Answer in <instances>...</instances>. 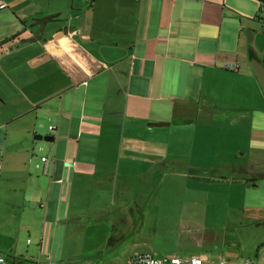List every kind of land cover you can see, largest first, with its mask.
Listing matches in <instances>:
<instances>
[{
  "label": "crops",
  "instance_id": "obj_1",
  "mask_svg": "<svg viewBox=\"0 0 264 264\" xmlns=\"http://www.w3.org/2000/svg\"><path fill=\"white\" fill-rule=\"evenodd\" d=\"M80 1L73 11L63 6L70 0L15 2L0 25L4 40L22 30L23 21L30 25L32 18L55 12L67 17L87 8L68 23L49 24L35 41L24 39L37 26L0 43V204L10 208L5 217L30 222L29 228L45 221L68 229L77 221L80 232L84 227L93 233L86 263L124 264L140 252L130 242L129 224L134 217L144 220L141 205L134 203L137 215L124 205L72 206L86 199L93 206V199L100 202L113 191H123V204L129 196L124 191L168 184L191 192L196 216L224 223L227 233L235 229L234 239L223 236L228 244L260 252L264 85L249 49L252 36L264 63L260 1ZM73 23L70 32L65 27ZM181 227L188 239L207 242L196 221ZM39 230L43 235L46 227ZM244 231L254 232L255 241L242 238ZM6 249L10 261L23 263L21 252Z\"/></svg>",
  "mask_w": 264,
  "mask_h": 264
},
{
  "label": "rangeland",
  "instance_id": "obj_2",
  "mask_svg": "<svg viewBox=\"0 0 264 264\" xmlns=\"http://www.w3.org/2000/svg\"><path fill=\"white\" fill-rule=\"evenodd\" d=\"M5 1L8 7L0 10V25L8 20L6 13L7 11H11L16 3L26 2V0ZM7 42L2 43V45ZM170 134L172 135L171 132ZM167 185H163V188L158 190L124 191L129 196L128 200L123 204V191H113L111 195L105 194L106 196L100 202L93 199V206L89 205L90 199H86L79 205L72 206V210H87L92 207L109 209L107 206L110 205L114 208H120L124 205L127 208H133V214L137 215L136 209L138 207L134 203H138L145 212L144 220L138 221V218L134 217L135 222L131 221L129 224L130 242L136 241L133 244L137 245V251L178 256L204 252L216 260H219L222 256H226L231 264H241L245 259L257 261L258 264H264V248H261L259 252L258 248L255 249L251 245L233 246L228 244L230 239L226 240L225 238L227 237L223 236L232 234V238L234 239L235 229L229 230V233H227V228L223 226L224 223H218L217 220L213 222L209 219L204 221L202 216H196L193 211L196 208H194V205L189 200L191 192L185 189V187L178 189L168 187ZM86 193L89 194L90 191L87 190ZM148 200H150V204L145 205L144 203ZM210 200L215 205L218 203L219 198L214 193ZM200 204L203 203L200 202ZM8 208L7 204L1 202V254L5 255L2 251H5L6 248H15L14 251L23 254V264H88L86 263V259H88L89 255L86 253V250L90 245H93V233H90L91 229L82 227L85 230L83 233L80 232L81 229L77 221H73L70 226L71 228L69 227L68 229H65L62 224L58 223H51L50 225L47 223L48 225H46L45 221L33 222L31 223V227L33 228H29L30 222H26L25 220L14 221L5 217L4 211ZM213 210L215 211L216 208L213 207ZM210 217L213 218V214H210ZM191 220L201 224L203 231L200 234H203L207 241L204 242V245L188 239V233L182 229L181 223L185 224V222ZM41 226L46 227V232L43 235L39 230ZM241 235L243 236L242 238H246L250 242L255 241L254 232L249 233V231H244ZM105 264L114 263L109 261Z\"/></svg>",
  "mask_w": 264,
  "mask_h": 264
},
{
  "label": "water",
  "instance_id": "obj_3",
  "mask_svg": "<svg viewBox=\"0 0 264 264\" xmlns=\"http://www.w3.org/2000/svg\"><path fill=\"white\" fill-rule=\"evenodd\" d=\"M64 5L66 6V3ZM86 9L87 8H85V9H83L77 13L72 12L67 17L63 16L64 12H55V13H51V14L46 15V16L41 17V18H32V19H29V21L32 22L30 25L28 23V20L23 21L24 27L22 30H20L16 34L10 35L9 37L2 40L0 43H4V42L10 41V40H14L17 37H20V36L26 34L28 29H30L31 27L39 26L36 30V33L32 37L24 39L25 41H35V40H37V38L35 36L38 34V37L41 38L40 36L44 35L49 24L56 23V22H67L68 23V22L72 21L73 19L82 15ZM71 10L73 11L74 7H72ZM76 27H77V24L73 23L72 25H70V27L67 26L65 28H68L69 31L72 32L73 30H75ZM249 42H250L249 49H250V55H251V64L253 66V69L255 70L257 77L259 78V80H261V82L264 85V63L262 62V59L259 57V55L257 53V50L253 44V37L252 36H249ZM172 123L173 124H181V122H179V121H173ZM151 124H152V126H165V125H170L171 122H154ZM35 138L36 139H45L47 141L55 140V136L52 134H47V135L36 134Z\"/></svg>",
  "mask_w": 264,
  "mask_h": 264
},
{
  "label": "built area",
  "instance_id": "obj_4",
  "mask_svg": "<svg viewBox=\"0 0 264 264\" xmlns=\"http://www.w3.org/2000/svg\"><path fill=\"white\" fill-rule=\"evenodd\" d=\"M5 0H0V10L7 8ZM260 15L264 19V0H260ZM230 69H236L234 65H228ZM53 130L54 126H50ZM44 161L48 159L42 158ZM264 248V247H263ZM0 264H23L10 261L6 255L0 253ZM126 264H231L226 256L216 260L204 253H192L186 256L158 254L157 252H138L131 256ZM241 264H258L257 261L245 259Z\"/></svg>",
  "mask_w": 264,
  "mask_h": 264
},
{
  "label": "flooded vegetation",
  "instance_id": "obj_5",
  "mask_svg": "<svg viewBox=\"0 0 264 264\" xmlns=\"http://www.w3.org/2000/svg\"><path fill=\"white\" fill-rule=\"evenodd\" d=\"M80 2H81L80 0H70L69 5L66 3V6L65 5H63V6L71 9L72 7L76 6L77 3H80ZM37 27H39V26H37Z\"/></svg>",
  "mask_w": 264,
  "mask_h": 264
},
{
  "label": "trees",
  "instance_id": "obj_6",
  "mask_svg": "<svg viewBox=\"0 0 264 264\" xmlns=\"http://www.w3.org/2000/svg\"><path fill=\"white\" fill-rule=\"evenodd\" d=\"M259 20H261V22L264 24V19H262V17H259ZM2 45V44H1Z\"/></svg>",
  "mask_w": 264,
  "mask_h": 264
}]
</instances>
